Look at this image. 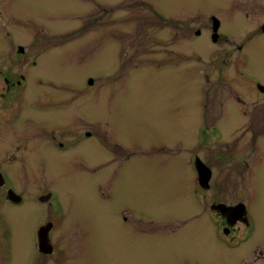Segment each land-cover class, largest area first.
<instances>
[{"label": "rangeland", "instance_id": "1", "mask_svg": "<svg viewBox=\"0 0 264 264\" xmlns=\"http://www.w3.org/2000/svg\"><path fill=\"white\" fill-rule=\"evenodd\" d=\"M139 1L141 0L116 1L112 24L115 39L107 37L108 21L99 26L91 25L92 16L100 13L92 0L14 1L19 6L21 20L18 40L32 46V40L25 33L32 28L23 23V20H45L60 34L49 41L51 46L46 45L53 50H45V58H49L52 53L59 68L61 52L67 53L65 49H69L68 52L79 50V56H73L70 61L77 66L74 69L67 67L65 72L69 76L66 78L69 80L67 94H74L75 90L81 91L84 100L83 115L96 117L95 126L102 127L105 132L116 133L119 136L117 142L125 146V151H117L116 148V154L99 148L95 139H82L74 146L68 145V151L61 152L50 145L45 151L46 156L42 152L43 162L47 164L50 175L37 185L53 187L67 209L65 223L73 232L64 243L77 246H67L68 254L75 261L81 260L82 254L87 253L78 247L81 246L80 239H88L89 253L95 256L94 262L80 264H117L116 256H122L120 259L135 257L136 260H132L131 264H144L145 260L149 261L146 264H156L155 257L159 255L158 259L161 260L160 255L165 254L164 244L142 243V236L145 235L133 232L132 242L117 249L122 239L130 238H119L118 230L132 228L131 224L145 230L146 226L154 223L183 224L202 219L194 218V215L202 211L196 193L198 184L192 156L194 152L204 155L199 143L201 122L198 113L204 97L203 90L209 85L205 84L204 79L205 64L208 62L206 52L211 51L215 56L216 50L213 48H219V44H213L210 38L196 36L194 31L187 36L178 35L174 39L172 36L176 26L168 28L170 34L166 26L162 27L165 32L160 37L161 34L157 32L159 25L152 17L150 7L144 6L145 3L152 5V2L144 0L142 4ZM174 1L169 0L167 3L164 0V3ZM230 2L206 0L210 11L221 18V32L234 40L240 31L241 41H244L250 34V28L243 27L242 17H239L236 6H232ZM61 4L73 7L78 4L82 9L58 15L64 13L61 7H57ZM56 10L59 11L55 12ZM263 43L264 36L250 44L251 62L248 69L252 72L248 73L254 79L264 80V54H253V51L258 54L264 52ZM162 46L172 48L174 52L179 49L177 63L173 62L176 65L171 72L157 66L159 48ZM228 46L231 47L232 44L228 43ZM35 47L39 51L43 48L38 42H35ZM130 53L135 56L134 60H129L133 59V55L128 57ZM39 54L38 59L42 55ZM63 62L67 64L68 60L63 58ZM76 73L82 75V78L76 76ZM86 75L92 78L93 86L85 81ZM210 78L215 79L216 74ZM34 87L41 90L38 95L45 93L44 87L38 84ZM211 90V95L217 94L219 86L212 87ZM38 95H34L32 100L37 99L39 103L31 110L34 114L41 115L47 110V106L43 97L41 99ZM59 118L56 114L52 120V131L56 133L58 128L55 125ZM73 123L67 120L65 123L67 130L63 131L64 141L68 140V143L73 134L71 131L75 128ZM217 166L218 174H221L223 170L220 169L219 162ZM11 172L14 175L15 171ZM263 174L264 168L259 167L249 179L232 181L233 189L225 191L233 197L231 201L241 198L247 203L254 227L252 232L250 228L244 235L249 236L251 233L252 242H264ZM37 206L41 207L39 204ZM123 211H127L128 221L122 216ZM22 218L23 215L17 214L13 209L6 217L1 218L2 232H7L5 236H0V252L3 254L1 264H30L28 257L34 253L31 227L24 232L20 222ZM84 225L89 229L87 236L78 231ZM155 237L151 236L147 240ZM190 238L193 240V235ZM125 255L127 256L124 257ZM150 255L153 257L150 258Z\"/></svg>", "mask_w": 264, "mask_h": 264}, {"label": "flooded vegetation", "instance_id": "2", "mask_svg": "<svg viewBox=\"0 0 264 264\" xmlns=\"http://www.w3.org/2000/svg\"><path fill=\"white\" fill-rule=\"evenodd\" d=\"M14 1L0 0V236L7 234L6 231L2 232L1 218L6 217L13 209L17 214L23 215L20 222L24 232L26 228L31 227L34 253L28 257L30 264L94 262L95 256L89 253L88 239H80L81 246L78 247L87 253L82 254L81 260L75 261L68 254L67 246L72 245H65L64 241L73 229L65 223L67 209L62 205L63 201L58 198L53 187L37 185L50 175L47 164L43 162L42 152L46 156L45 151L50 145H54L61 152L68 151V145L74 146L82 139H95L99 148L116 154V148L117 151H125V146L117 142L119 136L116 133H108L103 131L102 127L95 126L96 117L83 115L84 100L81 91L75 90L74 94H67L69 80L66 78L69 76L65 72L67 67L74 69L77 66L72 65L70 61L73 56H79V50H75L76 53L68 52L69 49H65L67 53L60 51L62 58L58 59L59 68L57 59L51 56L52 53L49 58H45L46 52H43L53 50L48 47L51 46L49 41L60 36L45 20H23V23L32 28L25 32L32 40V46L18 40L21 20L19 6ZM92 1L100 13L92 16L91 25L99 26L108 21L107 37L115 39L112 24L117 0ZM143 1L139 2L143 4ZM147 1L152 2V5L145 3L144 6L150 7L152 17L159 25L157 32L161 34L160 37H163L162 33L165 32L162 27L166 26L168 29L176 26L172 36L174 39L178 35L187 36L194 31L196 36L210 38L213 44H219V48H213L216 50L215 56L211 51L206 52L208 62L205 64L204 79L205 84L209 85L203 90L204 97L198 113L201 122L199 143L204 155L194 152L192 156L198 184L196 193L202 211L193 217L202 219L183 224L154 223L146 226L145 230L131 224L132 228L118 230L119 238H130L122 239L117 249L132 242L131 235L134 232L145 235L142 236V243L152 245L158 242L165 245V254L160 255L161 260L158 259L159 255L155 257L156 264H264V242H252L251 233L249 236L244 235L246 230L251 228L252 232L254 227L247 203L241 198L231 201L233 197L225 193L226 189H233L232 181L249 179L256 174L259 167L264 168V140L261 141L264 138V80L254 79L253 75L248 73L252 72L248 69L251 62L250 44L264 36V0H230L232 6H236V13L242 17L243 27L250 28V34L244 41H241L240 31L234 40L221 32V18L217 13L210 11L206 0H175L170 4H165L164 0ZM166 1L169 3V0ZM57 7L64 11L58 15L82 9L78 4L74 7L65 4ZM57 11L59 10L55 12ZM101 13L103 15H100ZM216 21L218 27L215 30ZM35 42L42 44L40 51L35 47ZM228 43L232 46L229 47ZM178 50L174 52L172 48L160 47L157 66L171 72L176 65L174 63H177ZM118 51H121V48H118ZM125 52L129 53L127 50ZM39 53L42 55L38 59ZM253 54L258 56L264 52L258 54L253 51ZM131 55L133 53L128 54V57ZM63 58L68 60L67 64L63 62ZM132 58L129 60H134L135 56ZM135 65L137 67V63ZM213 74H216L215 79L210 78ZM76 76L82 78L78 73ZM90 79L92 78L86 75L85 81L93 86ZM35 84L44 87L45 93L42 96L38 95L41 90L35 88ZM215 86H219L218 93L211 95V88ZM36 94L41 99L43 97L47 106V110L41 115L34 114L31 110L39 103L37 99L32 100ZM56 114L60 117L55 125L58 133L52 131V120ZM66 120L72 123L75 121L69 143L66 142L68 140L64 141ZM197 158L203 161L209 174V179L204 184L201 183L196 167ZM217 162L223 170L221 174H218ZM11 170L15 171L14 175ZM127 214V211L122 212L126 221ZM188 226L190 228H187ZM78 231L87 236L89 229L84 225V228ZM160 232L163 235H158ZM151 236L156 237L147 240ZM121 257L116 256L115 263L131 264L132 260H136L135 257L120 259ZM152 257L150 255V258ZM2 260L3 254L0 252V264ZM146 262L149 261L145 260L144 264Z\"/></svg>", "mask_w": 264, "mask_h": 264}, {"label": "water", "instance_id": "3", "mask_svg": "<svg viewBox=\"0 0 264 264\" xmlns=\"http://www.w3.org/2000/svg\"><path fill=\"white\" fill-rule=\"evenodd\" d=\"M218 27V22H215V30ZM216 38V34L213 35V39ZM90 83H92V79H90ZM196 167L198 170V174L200 175V180L201 183L204 184V182H206L209 179V174H207L206 169H205V164L203 163V161L200 158H197L196 160ZM205 169V170H204Z\"/></svg>", "mask_w": 264, "mask_h": 264}]
</instances>
